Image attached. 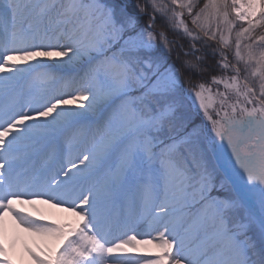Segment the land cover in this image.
Masks as SVG:
<instances>
[{"label": "snow or ice", "instance_id": "1", "mask_svg": "<svg viewBox=\"0 0 264 264\" xmlns=\"http://www.w3.org/2000/svg\"><path fill=\"white\" fill-rule=\"evenodd\" d=\"M134 8L122 0H0V234L11 217L58 242L43 258L27 248L34 264H141L142 252L151 257L143 264H264V35L254 39L264 0ZM140 15H148L146 28ZM157 15L189 39V73L204 70L197 42L220 45L212 54L225 74L211 77L216 90L199 83L190 93L210 138L181 112V71L161 62L169 41L152 31ZM238 21L247 27L233 40ZM65 67L78 71L73 91L23 92L37 69ZM86 121L90 142L65 159V144ZM37 203L76 220L52 224L23 209ZM141 208L156 235L136 230ZM14 246L0 243V264H13Z\"/></svg>", "mask_w": 264, "mask_h": 264}, {"label": "trees", "instance_id": "2", "mask_svg": "<svg viewBox=\"0 0 264 264\" xmlns=\"http://www.w3.org/2000/svg\"><path fill=\"white\" fill-rule=\"evenodd\" d=\"M128 7L130 12L135 11L134 5L139 3L141 5H146L141 0H122ZM167 0L166 3H168ZM200 6L203 5L204 0H199ZM148 14H151V8H148ZM185 21L188 23L189 28H192L190 23V17L185 15ZM149 23L148 15H140L138 24L140 28H146ZM243 27H247L246 22H242ZM240 22H237V27L234 29L232 34V39L235 38V32L239 31L241 26ZM152 31L159 34L160 32H164L167 40L169 41L168 51L161 46L159 47L161 62L167 61L169 64H174L178 69L181 71V79L183 82V87L180 94V107L181 112L188 115L189 119L194 121L197 125L199 122V118L197 117L202 112L197 111L198 109V102H194L193 97L190 95L192 91V85L204 83L206 86L211 87L214 91L216 90L217 86L211 83V77L213 76H223L224 70L219 68L217 64V57H215L212 52L213 49L220 47L217 41L208 40L207 43L203 40L197 42L196 47L200 48V52L196 53L198 56H203V63L202 67L204 68L203 71L196 73L192 72L189 73L183 68L182 62L186 59H193L194 57L185 56L184 53L190 51V41L189 39L184 36V34L180 31L174 30L171 26L167 25L166 22L163 20L162 17L157 15L155 24L152 28ZM264 35V27H258L254 33V39L258 42V38ZM251 42V41H245ZM159 45V40L157 41ZM234 50V44H233ZM231 52H229V59L231 60ZM222 90V89H221ZM203 114V113H202Z\"/></svg>", "mask_w": 264, "mask_h": 264}, {"label": "rangeland", "instance_id": "3", "mask_svg": "<svg viewBox=\"0 0 264 264\" xmlns=\"http://www.w3.org/2000/svg\"><path fill=\"white\" fill-rule=\"evenodd\" d=\"M141 1H143L145 4L150 2V0ZM164 2L166 3L167 0H164ZM241 23L242 22H240V24ZM48 73H54L56 79H48L46 76V74ZM74 77L78 78V71L72 67L41 68L32 72L31 75H28L26 79L21 82L22 90L25 93L31 91V93L36 97L44 94H47L49 97L54 95H62L74 90L71 84V81ZM197 117L199 118V122L197 125L199 126L202 136L210 138L213 135V133L211 132V123L206 120L202 113ZM87 123L88 122L86 121L83 131L77 134L76 138L71 142V148L74 146V151H76L75 154L77 155L83 150L84 145L90 142V135L87 133L86 128ZM71 148H69L68 144H65V149L68 150V154L70 151H72ZM219 152L224 159H227L229 150L227 149L226 145L224 149L219 150ZM209 155L210 157H212V163H216L215 157L212 156V153H209ZM221 176H223V173H221ZM138 214L140 218H144L146 215L143 208L138 210ZM136 215V213L133 214V219H136ZM147 228L150 231L151 235L156 234L151 228ZM21 238L22 237H20L18 232L9 225H6V231L3 234H0V243H3L6 248L9 247L10 244L15 240V246L10 252V258L13 260V264H34V261H32V259H29L30 257L28 256L26 249H33V251H35L38 255H41L43 258L44 252L47 251L50 247L49 244L45 241L40 240L37 244L31 239L28 240L26 245ZM137 255L141 256V264H143V259L151 258L147 253L143 252ZM25 257H27V259H25Z\"/></svg>", "mask_w": 264, "mask_h": 264}, {"label": "bare ground", "instance_id": "4", "mask_svg": "<svg viewBox=\"0 0 264 264\" xmlns=\"http://www.w3.org/2000/svg\"><path fill=\"white\" fill-rule=\"evenodd\" d=\"M71 149L72 151H70L71 152L70 154H71V157L74 159L77 154H75L76 151H74L75 150L74 146ZM67 158H68V150H66L65 152V159ZM17 207L19 208L21 206L17 205ZM23 209L26 212L31 213L33 217L42 218L46 222H49L52 224H69L70 225L74 223L76 220V217L72 216L69 212L64 211L60 208H53L45 204L37 203L34 206L24 205ZM143 219L144 218L141 217L140 220L137 221L139 226L136 228V230L140 232L145 238H147L150 234V231L148 230L147 225L142 223ZM6 221H7L6 225H9L14 230H16L18 234L20 235V237H22L21 239L26 245H27L28 240L30 239L35 241L37 244L40 240L45 241L49 244L50 247H56L58 244L57 241H53L51 239L41 237L33 233L25 232L22 228H17L14 225L11 217H6ZM25 259H27V257H25ZM29 259H31V257Z\"/></svg>", "mask_w": 264, "mask_h": 264}]
</instances>
